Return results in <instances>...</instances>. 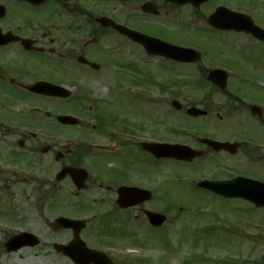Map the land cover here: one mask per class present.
I'll use <instances>...</instances> for the list:
<instances>
[{"label": "flooded vegetation", "instance_id": "obj_1", "mask_svg": "<svg viewBox=\"0 0 264 264\" xmlns=\"http://www.w3.org/2000/svg\"><path fill=\"white\" fill-rule=\"evenodd\" d=\"M247 1L252 6L245 7L242 0H0V144L6 141L5 147L13 151L10 144L15 137L20 148H28L29 154L40 152L58 166L54 180L64 190L59 195L62 205L68 207L75 200L88 198V191L93 192L89 201H81L77 209L79 212V206L83 205L91 220L74 212L76 206L72 212L63 213L71 219L86 220L81 233L91 229L94 237L104 218L126 215L131 208H137L144 222L154 229L159 228L149 223L147 211L164 213L173 223V213H168L166 207L154 209V205L162 202L163 186L172 179L171 175L163 179L160 173L170 172L174 159L158 158L142 143L145 138L160 142L162 124L161 80L150 77L149 72H160L157 67L160 62L173 64V58L166 57L172 54L173 44L196 48L201 52V60L191 65L200 84L205 75L207 87L201 92V87L191 88L198 97L187 105L184 113L197 106L205 113L196 118L209 117L207 122L215 126L228 123L234 116H249L264 130V96H252L240 91L241 88L221 87L219 82L208 80L215 68L243 73L225 62L220 51L216 52L222 46L249 45L254 48V55L264 57V40L236 29L243 20L233 12L256 9V2ZM232 23L235 27H229ZM255 23L264 28V24ZM207 36L215 41V52L210 53L199 40ZM145 66H150L148 76L142 68ZM122 77L124 81L120 82ZM99 79L111 84L109 100L122 101L123 96L130 95L128 104L149 107V119L137 123L107 115L106 104L91 98L96 92L94 83ZM61 104L80 112L64 110ZM254 104L259 107L253 111ZM86 106L88 113L84 117ZM16 112L26 119L17 121ZM2 113L7 117L1 116ZM61 115H81L86 119L65 124L59 121ZM51 125L60 129H50ZM80 127L89 132L67 131ZM207 137L233 145L216 150L198 139L192 147L202 150L204 155L194 161L216 160L218 156L236 158L237 166L242 164L249 170L252 165L264 163V154L258 153L264 146L254 144L264 141L261 136L241 133ZM65 167L86 170V183L80 174L67 173L56 180ZM146 167L149 172L145 173ZM47 179L50 181V176ZM131 188L139 193H129ZM126 204L131 206L123 208ZM104 206L103 213H99L97 207ZM59 231L70 237L63 240L65 243L75 236V229L62 223ZM251 255L244 262L264 264V256L254 257V252ZM220 262L231 264L227 260Z\"/></svg>", "mask_w": 264, "mask_h": 264}, {"label": "rangeland", "instance_id": "obj_2", "mask_svg": "<svg viewBox=\"0 0 264 264\" xmlns=\"http://www.w3.org/2000/svg\"><path fill=\"white\" fill-rule=\"evenodd\" d=\"M253 1L257 4L255 10H250L251 15L255 20L257 18L258 23L264 24V0ZM242 3L246 6L250 4L247 0H242ZM199 40L205 44L210 53L216 51L215 41L211 36L201 37ZM218 51L225 62H230L233 67L237 66L247 75L256 78V81L251 83L248 82L249 78H245V75L241 73L232 74L229 78L232 86L241 88L242 92L264 96V83H261L264 81V57L254 55V48L243 44L234 47L222 46L216 52ZM157 67L161 72L155 73L151 70L149 75L160 78L163 88L159 112L162 120L160 134L162 140L173 138L191 141L194 140L195 135L201 133L207 135L206 132L213 136L246 133L251 136H261L264 140V130L249 116H234L235 119L228 123L215 126L207 122L209 117L203 120L191 119L176 111L171 106L172 99H177L187 106L198 96L196 90L189 88L197 84V80L181 79L187 78L185 75L195 70L188 65L173 64V72L168 71L171 69L169 62H160ZM142 68L148 76L150 66ZM107 79L114 81L113 78ZM119 80L124 81L123 77ZM201 80H203L201 84L192 88L200 90L201 87V92L207 87L205 75ZM176 82H179L181 86H178ZM94 87L96 92L91 98L102 102L107 100L103 102L106 108L108 107L107 115L113 114L118 118L133 119L137 123L149 119V107L142 104L134 107L128 104L127 102L131 100L130 95L127 98L123 96L122 101L109 100L111 95L108 89L111 84L108 81L99 79L94 83ZM203 94L205 98L207 95L205 92ZM60 107L64 110H73L75 113L80 112L67 104H61ZM84 110L83 114L86 117L87 106ZM1 116L6 115L2 113ZM14 117L17 121L26 119L20 112H16ZM176 127L178 131L174 132ZM50 129L59 130L60 128L58 125H51ZM71 130L77 134L89 132L82 127L67 131ZM11 142L13 151L5 147L6 141H1L0 144V264H74L54 249V243H64L63 240H69L70 237L59 230H54L53 222L63 213L72 212L75 206L74 212H76L79 203L89 201L93 192L88 191V198L78 202L75 200L68 207L62 205L59 195L64 190H61V185L54 180V173L58 171V166L54 165L48 157L44 158L40 152L37 155L29 154L28 148H20L15 137H12ZM254 144L264 146V141H257ZM258 153L264 154V148ZM204 161L202 165L199 164L201 163L199 160L191 164L173 161L170 172L160 173L163 179L166 175H171L172 178L163 186L162 202L154 205V209L166 207L169 210L168 213H173V223H168L164 230L150 227L144 222L140 211L137 208H131L125 216H121L123 215L121 213L117 214L120 215V220H122L121 217L123 218V222L117 221L118 219L112 220L110 230L106 231V234H110L109 236L102 234L103 237L95 239L91 235V229L81 233V236L89 246L102 248L108 252L116 264H143V261H147L145 264H188L187 262H190L189 264H220L214 260H227L231 264H247L244 261L251 259L252 252L255 253L254 257L261 258L264 254V208H255L241 199L226 200L219 196H212V193L199 189L196 181L198 176L212 175L220 179H228L239 172L250 173L264 181V163L252 165L248 170L242 164L237 166L236 158L230 160L218 156L216 160ZM146 172H149L147 167ZM48 176L50 181L47 179ZM108 207L113 213H117L109 205ZM97 209L99 213H102L103 207ZM111 211L108 210V212ZM78 213L83 218L91 220V214L88 211ZM129 215L134 217L139 215V217L134 219ZM20 231L35 234L39 237L40 243L36 246L23 247L16 252H7L5 244ZM96 231L95 236L96 233L101 234L99 230ZM229 258L232 259L229 260Z\"/></svg>", "mask_w": 264, "mask_h": 264}, {"label": "water", "instance_id": "obj_3", "mask_svg": "<svg viewBox=\"0 0 264 264\" xmlns=\"http://www.w3.org/2000/svg\"><path fill=\"white\" fill-rule=\"evenodd\" d=\"M187 51L188 50L186 49L173 46V58L176 60H180V61H189L190 59L188 58V55L185 53ZM174 106H176L177 108H180V105L177 102L174 103ZM192 111H198L199 113V110L197 109H191L190 112ZM61 120H63V122L65 123H77V119L73 117H69V116L61 117ZM213 144L220 145L219 143H216V142H213ZM172 155L173 157L178 158V159H191L192 157L191 155H189V151H183L181 149H175ZM67 173H70L73 176L79 175V174L81 176L83 175L82 176L83 181H85L87 177L86 171L77 169V168L67 167L60 172L58 179H61ZM200 186L208 187L212 191L218 194H222L226 197L240 196V197H244L246 199L253 201L258 207L264 206V184L257 182V181H253V180L245 179V178H237L233 181L222 183L221 185H215V184L210 185L208 182H205V183H202V185ZM79 187L82 188L83 187L82 184H79ZM128 198L129 196H127V199ZM123 199H125V197ZM127 205L128 204H126V207ZM149 218L154 225L163 223V221L165 220V216H162L156 213H149ZM61 223H65L66 226L69 225L68 227L75 228L76 232H75V239L73 240L72 244H70L69 246L64 247V246L55 244V248L57 251H61V249H64L66 254L74 255L71 247L77 244L80 247L79 252H78L80 253L79 255H85V254L91 255L92 260L96 264H113L111 260L103 256L104 255L103 253L96 251V250L88 249L86 247V244L81 240L79 233L81 229L85 226V223L83 221L69 220L67 218H58L55 221V227L56 228L59 227ZM39 242L40 240L32 234L20 233L14 236L12 239H10L7 242L6 248L8 252H11V251H16L19 248L24 247V246H35ZM85 262H87V258L85 259L84 263Z\"/></svg>", "mask_w": 264, "mask_h": 264}]
</instances>
